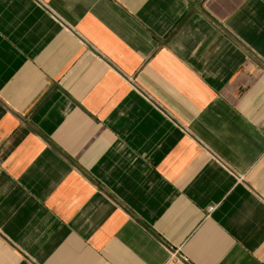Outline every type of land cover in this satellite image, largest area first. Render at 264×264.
Instances as JSON below:
<instances>
[{
	"label": "crops",
	"instance_id": "obj_1",
	"mask_svg": "<svg viewBox=\"0 0 264 264\" xmlns=\"http://www.w3.org/2000/svg\"><path fill=\"white\" fill-rule=\"evenodd\" d=\"M0 264H264V0H0Z\"/></svg>",
	"mask_w": 264,
	"mask_h": 264
}]
</instances>
